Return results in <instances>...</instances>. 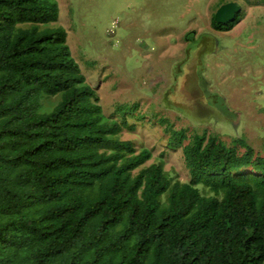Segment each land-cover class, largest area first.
<instances>
[{
    "label": "trees",
    "instance_id": "1",
    "mask_svg": "<svg viewBox=\"0 0 264 264\" xmlns=\"http://www.w3.org/2000/svg\"><path fill=\"white\" fill-rule=\"evenodd\" d=\"M58 17L0 0V264H264V153L160 118L188 180L146 165L119 136L145 115L104 113Z\"/></svg>",
    "mask_w": 264,
    "mask_h": 264
},
{
    "label": "rangeland",
    "instance_id": "2",
    "mask_svg": "<svg viewBox=\"0 0 264 264\" xmlns=\"http://www.w3.org/2000/svg\"><path fill=\"white\" fill-rule=\"evenodd\" d=\"M58 21L86 83L106 115H127L122 140L151 151L146 164L188 180L180 149L167 148L166 119L176 130L214 136L226 145L243 139L264 153V0H56ZM241 8L229 32L211 18L223 4ZM221 4V5H220ZM227 95L224 101L213 97ZM237 113V114H236ZM242 152V149H239Z\"/></svg>",
    "mask_w": 264,
    "mask_h": 264
},
{
    "label": "water",
    "instance_id": "3",
    "mask_svg": "<svg viewBox=\"0 0 264 264\" xmlns=\"http://www.w3.org/2000/svg\"><path fill=\"white\" fill-rule=\"evenodd\" d=\"M241 13V8L234 2L221 5L214 13V22L217 25L226 26L234 23L237 16Z\"/></svg>",
    "mask_w": 264,
    "mask_h": 264
},
{
    "label": "crops",
    "instance_id": "4",
    "mask_svg": "<svg viewBox=\"0 0 264 264\" xmlns=\"http://www.w3.org/2000/svg\"><path fill=\"white\" fill-rule=\"evenodd\" d=\"M213 97H216V99L221 102V101H224V99H226L227 95L225 94V92H223V93H216L213 95ZM259 109L264 110V107L257 106L256 110H259Z\"/></svg>",
    "mask_w": 264,
    "mask_h": 264
}]
</instances>
